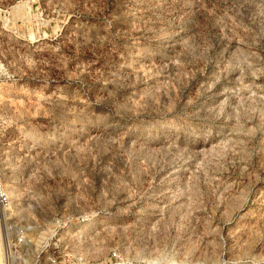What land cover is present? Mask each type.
<instances>
[{"label": "rangeland", "instance_id": "1", "mask_svg": "<svg viewBox=\"0 0 264 264\" xmlns=\"http://www.w3.org/2000/svg\"><path fill=\"white\" fill-rule=\"evenodd\" d=\"M0 184L98 264H264V0H0Z\"/></svg>", "mask_w": 264, "mask_h": 264}, {"label": "built area", "instance_id": "2", "mask_svg": "<svg viewBox=\"0 0 264 264\" xmlns=\"http://www.w3.org/2000/svg\"><path fill=\"white\" fill-rule=\"evenodd\" d=\"M13 208L0 184L2 264H98L92 255L96 232L90 224L94 212H56L46 220H21L13 214ZM100 264L124 261L116 250H111L109 261Z\"/></svg>", "mask_w": 264, "mask_h": 264}, {"label": "bare ground", "instance_id": "3", "mask_svg": "<svg viewBox=\"0 0 264 264\" xmlns=\"http://www.w3.org/2000/svg\"><path fill=\"white\" fill-rule=\"evenodd\" d=\"M1 239H2V237H1ZM0 262L2 264V261H1V248H0Z\"/></svg>", "mask_w": 264, "mask_h": 264}]
</instances>
